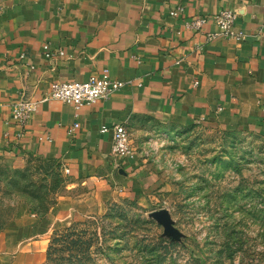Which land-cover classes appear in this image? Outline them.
Listing matches in <instances>:
<instances>
[{"label":"crops","instance_id":"obj_1","mask_svg":"<svg viewBox=\"0 0 264 264\" xmlns=\"http://www.w3.org/2000/svg\"><path fill=\"white\" fill-rule=\"evenodd\" d=\"M178 5L184 14L169 16ZM222 9L238 14L243 39L208 42L212 22L198 32L185 25ZM47 43L65 57L44 59ZM103 70L124 88L77 117L71 105L40 103L16 139L10 106L19 96L38 100L54 82ZM143 117L173 128L219 120L264 136V0H0V159L55 161L72 191L44 216L19 210L0 230V264H42L52 232L82 220L92 201L141 197L144 168L134 153L112 158L111 134L100 129Z\"/></svg>","mask_w":264,"mask_h":264},{"label":"rangeland","instance_id":"obj_2","mask_svg":"<svg viewBox=\"0 0 264 264\" xmlns=\"http://www.w3.org/2000/svg\"><path fill=\"white\" fill-rule=\"evenodd\" d=\"M123 125L147 173L138 186L144 193L92 201L82 220L129 200L143 210L136 214L154 221L149 238L159 235L177 245L163 264H264V136L219 120L173 128L143 117L132 127ZM70 184L48 159L1 158L0 230L25 208L46 215L69 197ZM94 264L141 263L123 251L96 257Z\"/></svg>","mask_w":264,"mask_h":264},{"label":"trees","instance_id":"obj_3","mask_svg":"<svg viewBox=\"0 0 264 264\" xmlns=\"http://www.w3.org/2000/svg\"><path fill=\"white\" fill-rule=\"evenodd\" d=\"M51 162L60 170L59 163ZM138 210L143 212L135 202L121 200L109 203L101 216L54 231L46 249L45 264H94L96 257H118L123 251L141 264H163L168 255L171 259L177 245L167 243L159 235L149 238L156 225L141 213L136 214Z\"/></svg>","mask_w":264,"mask_h":264},{"label":"built area","instance_id":"obj_4","mask_svg":"<svg viewBox=\"0 0 264 264\" xmlns=\"http://www.w3.org/2000/svg\"><path fill=\"white\" fill-rule=\"evenodd\" d=\"M184 14V6L178 5L169 12V16L178 17ZM238 14L232 10L222 9L213 14L209 18H194L187 22L186 27L194 32L200 31L208 22L216 27V31L206 35V41H212L216 38H224L227 40H241L244 38L242 32H235L234 25L237 21ZM42 56L48 61H54L65 57L63 50H52L50 44L42 46ZM25 56L21 54L19 59ZM30 69H34L31 65ZM125 86L124 82L112 78L107 70H103L97 75H91L85 81L70 82H54L50 85L46 94L40 99L33 100L24 95L19 96L11 103L10 125L16 129L15 137L20 140L24 137L26 126L35 114L40 103L56 100L64 104L71 105L74 109L75 116L84 107H91L100 100H108L113 94L122 90ZM79 128V124H73L68 130V134L73 133ZM100 133L111 134V157L114 159H130L133 157V150L130 146L127 130L123 124H116L112 127L103 126ZM7 136V133H6ZM50 141L49 137L45 138ZM42 141V138H39ZM64 174H68V169L62 170Z\"/></svg>","mask_w":264,"mask_h":264}]
</instances>
